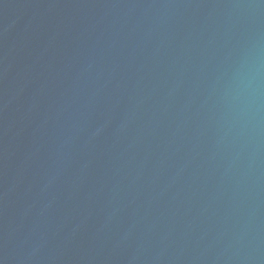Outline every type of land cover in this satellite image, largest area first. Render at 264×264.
Instances as JSON below:
<instances>
[{
	"label": "water",
	"instance_id": "1",
	"mask_svg": "<svg viewBox=\"0 0 264 264\" xmlns=\"http://www.w3.org/2000/svg\"><path fill=\"white\" fill-rule=\"evenodd\" d=\"M0 264H264V0H0Z\"/></svg>",
	"mask_w": 264,
	"mask_h": 264
}]
</instances>
